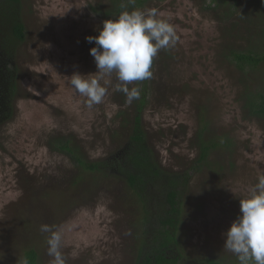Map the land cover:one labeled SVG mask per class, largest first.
Instances as JSON below:
<instances>
[{"label":"rangeland","instance_id":"374dc122","mask_svg":"<svg viewBox=\"0 0 264 264\" xmlns=\"http://www.w3.org/2000/svg\"><path fill=\"white\" fill-rule=\"evenodd\" d=\"M242 1L231 17L239 19L238 28L231 31L230 16L213 0H147L139 9L155 8L179 38L154 58L143 111L162 163L191 172L196 135L205 127V134L233 141L232 150L213 151L210 165L192 171L182 196L179 238L193 258L234 256L223 249V233L240 213V198L264 175V122L248 114L241 99L246 77L227 49L248 43L245 26L256 19ZM109 2L23 0L26 38L15 57L13 116L0 124V264H23L30 248L40 264H51L42 224L61 230L65 264L134 263L133 200L124 194V181L87 172L75 186L78 167L53 146L57 138L70 136L96 160L122 144L117 134L129 122L119 115L127 104L115 90V73L104 77L107 94L92 107L68 83L76 72L98 71L90 55L95 44L86 37L98 35L109 19L93 7L108 9ZM254 76L258 87L264 73ZM219 164L221 170L213 172Z\"/></svg>","mask_w":264,"mask_h":264},{"label":"trees","instance_id":"16d2710c","mask_svg":"<svg viewBox=\"0 0 264 264\" xmlns=\"http://www.w3.org/2000/svg\"><path fill=\"white\" fill-rule=\"evenodd\" d=\"M213 1L223 9V14L230 16L232 22L228 30H236L239 19L231 17L238 12L239 6H243V1ZM245 1L256 16L254 21H250L251 27L245 26L250 35L248 43L239 47L227 45V49L233 57L232 61L246 77L241 99L245 101L248 114L264 122V79L258 87L252 84L256 81L254 74L257 71L261 77L264 73V0ZM146 3L147 0H110L108 9L93 7V10L110 19L124 10L143 8ZM23 6V0H0V124L13 116L17 88L14 74L18 68L15 57L18 47L26 38ZM148 81H140L142 87L139 81L136 83L135 87L141 92L138 100L128 104L125 98L122 99L121 104L127 105L120 109L119 115L129 123L126 126L122 122L127 129L121 130L119 135L116 133L122 139V144L115 151L103 158L90 160L70 136L57 138L53 146L64 149L78 167L75 186L87 172L98 173L105 181H124V194L133 200L129 204L135 238L133 264H239L235 255L229 260L212 256L193 258L179 238L183 213L181 199L190 184L192 171L210 165L213 151L219 148L232 150L233 141L225 135L205 134V127L196 135L198 154L191 172L189 169L179 171L165 166L143 123ZM222 167L220 164L214 166L213 172ZM25 256L28 264H40L34 248L26 250Z\"/></svg>","mask_w":264,"mask_h":264},{"label":"clouds","instance_id":"9594fccd","mask_svg":"<svg viewBox=\"0 0 264 264\" xmlns=\"http://www.w3.org/2000/svg\"><path fill=\"white\" fill-rule=\"evenodd\" d=\"M178 36L173 24L161 18L155 8L124 10L115 18L103 21L96 36L86 40L95 44L90 49L98 71L70 76L68 83L86 97L88 107L100 104L107 94L105 76L115 73V90L122 92L131 104L141 96L138 87L129 85L153 76L152 65L159 51L174 47ZM103 81V83H102ZM47 236L51 264H65L61 253L62 232L55 225L42 224ZM223 249L234 254L239 264H264V175L252 186L245 198H240V213L223 233ZM23 264H28L27 259Z\"/></svg>","mask_w":264,"mask_h":264}]
</instances>
